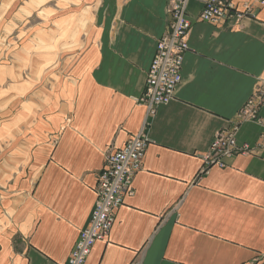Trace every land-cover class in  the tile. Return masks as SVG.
Wrapping results in <instances>:
<instances>
[{
	"label": "crops",
	"instance_id": "obj_1",
	"mask_svg": "<svg viewBox=\"0 0 264 264\" xmlns=\"http://www.w3.org/2000/svg\"><path fill=\"white\" fill-rule=\"evenodd\" d=\"M50 1L0 0V264H64L106 153L139 131L133 194L83 264H264L263 127L242 122L251 151L200 171L213 135L264 87V0H231L247 15L217 23L188 0L182 79L154 114L139 98L167 0H59L28 25Z\"/></svg>",
	"mask_w": 264,
	"mask_h": 264
},
{
	"label": "built area",
	"instance_id": "obj_2",
	"mask_svg": "<svg viewBox=\"0 0 264 264\" xmlns=\"http://www.w3.org/2000/svg\"><path fill=\"white\" fill-rule=\"evenodd\" d=\"M167 2L169 29L156 39L155 53L146 71L144 91L139 98L145 103L148 114H154L157 106L172 100L174 91L182 79L184 54L189 48L187 39L191 24L186 17L188 0ZM246 15V12L236 9L231 0H204L198 18L204 22L217 23L240 21ZM263 104L264 87L257 84L236 112L232 124L213 135L207 150L201 155V172L211 166L223 167L226 158L251 151L247 144L237 143L236 133L244 121H255L264 131V119L259 116V109ZM147 143L145 133L139 131L128 138L123 147L106 153L104 166L96 175V198L89 222L79 231L64 264H83L93 244L107 238L116 209L122 205L126 195L133 194V177L142 167Z\"/></svg>",
	"mask_w": 264,
	"mask_h": 264
},
{
	"label": "rangeland",
	"instance_id": "obj_3",
	"mask_svg": "<svg viewBox=\"0 0 264 264\" xmlns=\"http://www.w3.org/2000/svg\"><path fill=\"white\" fill-rule=\"evenodd\" d=\"M53 3H55L56 6H58L60 3H64V2H62V1L60 2L59 0H55V2H53V1L48 2L46 5H44V7H49V8H47V11H44L41 8L40 9V11L42 10L41 12L31 16V18L29 19L30 22H29L28 25H30V23H34V22H37L38 20L40 21L42 19L47 20L48 18H50L49 20H51L52 15H50V12L48 13V11L51 10V8L53 6ZM19 34H20L19 30L18 31H16V30L13 31L12 34H10V36H9V41L6 42V43H10L11 42L13 44H10V45L14 46L15 41H18Z\"/></svg>",
	"mask_w": 264,
	"mask_h": 264
}]
</instances>
